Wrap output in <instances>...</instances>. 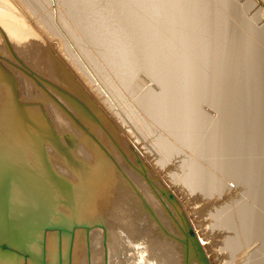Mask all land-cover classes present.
<instances>
[{
  "label": "bare ground",
  "instance_id": "bare-ground-1",
  "mask_svg": "<svg viewBox=\"0 0 264 264\" xmlns=\"http://www.w3.org/2000/svg\"><path fill=\"white\" fill-rule=\"evenodd\" d=\"M263 9L0 0V264H264Z\"/></svg>",
  "mask_w": 264,
  "mask_h": 264
},
{
  "label": "water",
  "instance_id": "water-1",
  "mask_svg": "<svg viewBox=\"0 0 264 264\" xmlns=\"http://www.w3.org/2000/svg\"><path fill=\"white\" fill-rule=\"evenodd\" d=\"M169 199L171 200V202H174L172 196L168 195ZM175 203V202H174ZM9 231V230H8ZM191 230L189 229V227L186 226L185 224V232H184V236L185 238H187L188 240L191 241V237H192V232H190ZM7 233V232H6ZM5 231H2V235H0V252L3 253H17V255L22 256L23 258H27V257H31L29 253L24 252L23 255L21 254L22 251H18L17 248H15V246L12 245V243H10V241L8 242V240H5V237H7ZM185 258H186V264H188L189 261V256L187 255L186 251H185Z\"/></svg>",
  "mask_w": 264,
  "mask_h": 264
},
{
  "label": "rangeland",
  "instance_id": "rangeland-1",
  "mask_svg": "<svg viewBox=\"0 0 264 264\" xmlns=\"http://www.w3.org/2000/svg\"><path fill=\"white\" fill-rule=\"evenodd\" d=\"M258 5V4H257ZM259 6V5H258ZM260 7V6H259ZM262 8V7H261ZM264 10V9H263ZM254 11V10H253ZM253 11H252V13H253ZM263 18H264V15H263ZM262 21H264V19L262 20ZM144 150H145V147H142ZM240 193V190H237V196H239V193ZM179 197H182V195H180ZM196 206H199V204H196V205H191L190 206V208H195ZM214 207H216V206H214ZM208 217H206L205 216V218H203V219H207ZM202 219V220H203ZM195 220H197V219H195ZM202 224V223H201ZM208 226H209V224H207V226H205V228H208ZM224 238V237H223ZM218 241V242H217ZM223 241H224V239L222 240V239H220V240H215V242L213 243V249H212V251H213V253H214V255H216V254H219V255H224L225 253H223L221 250H220V246H222V243H223ZM219 246V247H218ZM216 247V248H215ZM219 250V251H218ZM220 252H221V254H220ZM228 258V257H227ZM225 259V260H223V262L222 263H220V264H230L231 262H229V258L228 259ZM228 260V261H227ZM232 264V263H231Z\"/></svg>",
  "mask_w": 264,
  "mask_h": 264
}]
</instances>
